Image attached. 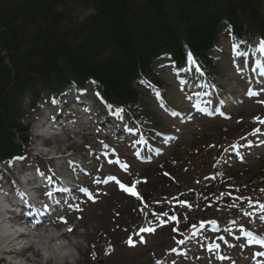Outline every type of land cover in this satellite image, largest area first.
I'll return each mask as SVG.
<instances>
[{
	"label": "trees",
	"instance_id": "obj_1",
	"mask_svg": "<svg viewBox=\"0 0 264 264\" xmlns=\"http://www.w3.org/2000/svg\"><path fill=\"white\" fill-rule=\"evenodd\" d=\"M263 7L264 0H0V164L25 154L30 132L22 97L29 91L38 102L46 92L92 83L112 105L137 114L138 81L154 76L158 59H172L181 72L197 59L215 75L213 55L224 33L244 42L252 27L264 37ZM198 147L187 164L179 162L183 175L210 172L192 161L207 150ZM168 172L172 182L160 179L181 194L175 169ZM240 176L245 181H232L247 195L264 187V168ZM223 183L200 188L203 208L212 210Z\"/></svg>",
	"mask_w": 264,
	"mask_h": 264
},
{
	"label": "rangeland",
	"instance_id": "obj_2",
	"mask_svg": "<svg viewBox=\"0 0 264 264\" xmlns=\"http://www.w3.org/2000/svg\"><path fill=\"white\" fill-rule=\"evenodd\" d=\"M247 34V41L253 37H258L252 27L249 28ZM220 46L214 59L215 68L219 74L217 80L220 87L217 89L218 91L211 90L217 93L213 98H220L228 103V108H224L222 111L224 116L208 119L192 116V110L188 108L189 104L186 102V94L179 89L177 81L172 79L169 70L167 72L162 71L159 75L160 80L166 83L167 95L165 100L171 104L169 113L165 112L169 108L166 104L156 99L151 101L145 95L142 96L140 112L137 111L142 112L140 118L146 120L144 118L146 114L151 116L152 123L157 122L158 125L165 127L166 132H171L175 139L177 137V140L173 142L174 144L169 145L165 141L162 144L161 152L158 149L152 153L146 141L138 139L137 136L133 139L140 142L139 150L142 153L140 156L139 152H134L139 146L138 143H131L128 146L120 140V142H116L118 144L116 147H113L110 142L104 143L107 149L99 147L105 138L102 137L103 133L99 136V132L94 127L92 129H70L72 131L64 134L63 137L53 139L49 149L43 147V149H38L39 147L34 143L32 153H30V161H27V164L24 163L23 166L31 171L32 160L36 159L37 154L43 155L36 160L37 164L35 163L37 166L39 165L38 170L43 172L46 169L44 164L55 159L52 168L65 181L70 173L68 167L62 162L63 158L69 156V151H65V149L68 147L75 150L80 147L77 159L82 161L90 172V178L81 181V184L88 186L95 202L87 197L79 202L78 206H74V214L65 215L62 219L76 229L70 231L64 239L57 242L53 241L48 245L50 248L60 245L62 250L70 255L66 259L67 262L57 258L55 252L48 251L45 254L41 251L31 250L23 255L25 259L15 260L16 263L14 264H18V262L21 264H46L49 259L51 261L47 264H69V261H72V264H155L159 259L166 260L167 264H174L169 263L168 259L172 260V257H168V253L177 246L175 241L177 237L168 234L166 229L159 231L160 225L157 226L155 232H142L140 231L141 227L148 226L147 218L142 217L135 219V221H132L131 218H134L133 211L139 208L138 205L142 204L145 199L149 205L160 201L161 205L167 206L169 210H173L178 215L184 212L181 207H175L170 201H165L160 196L162 193L174 194L167 182L160 179V175L172 179L168 175V170L175 168L176 180L188 191L185 196L188 200L198 199L196 192L203 186L205 187L206 182L211 183L206 180L207 177L212 175L218 182L225 181L213 210L196 212V214H200L201 219L211 220L202 222L212 223L214 221L223 224L225 220L231 219L235 222L228 223L225 221V224L229 225L231 229L245 230V228L251 227L255 233L264 235V220L260 218L264 216V210L259 207L264 203L257 201L250 205L247 203L242 205L241 202L245 198L239 199L230 195L234 185L228 182L233 178L239 182L245 181L240 175L264 168V124L260 123L261 120H264V82L253 76L254 68L249 71L247 63L238 66L244 62V59L240 54V47L236 48L238 53H234V45L228 35L223 36ZM257 80L261 84H258ZM252 89L260 93L258 97L249 98L247 96ZM44 103H46L44 105L46 111L43 114L41 111L38 116H46L49 114L48 111L52 110L48 100ZM147 127L151 128L148 125ZM257 129H259L258 132ZM79 132H83V134ZM139 134L140 132L137 133V135ZM74 136L75 138L72 140ZM109 138L113 139L112 135H109ZM84 142H87L86 148L82 147ZM39 143L40 141L37 144ZM201 145L207 150L198 154L200 155L199 159L192 161L198 162L200 160L199 164L206 167L209 165L210 172L203 171L183 175L177 168L181 165L179 162L182 161L183 164H187V160L184 161V158H187L192 150L195 151ZM91 148L93 152L101 150V154L92 157L88 153ZM112 148L116 149V154L110 156L108 160L103 159L102 153L108 152ZM208 149H211V152ZM117 154H119V158L125 167H129L128 170H120L116 166L115 156ZM147 157H149L148 160H146ZM88 161L90 163H87ZM34 171L36 172V170ZM165 171L167 175L164 173ZM112 176H116L117 180L126 187L134 185V190L138 196L130 195L121 190L115 181L103 182ZM46 177L50 178L51 176L47 173ZM79 179L82 180V178ZM211 189L210 187L209 190L211 191ZM170 213L169 211L164 216L172 221L168 216ZM69 215L71 216L69 217ZM161 219L165 220L166 217H161ZM39 234L41 237L47 235L45 232ZM141 237L146 242H141ZM129 239L134 241V246L127 243ZM81 240L85 241V244H80ZM109 241L114 249L106 246ZM245 245L242 246L241 243H237L235 245L237 251H234L243 252ZM201 251L203 250H200L198 245L193 246L192 251L189 252L192 254L191 256L189 254L188 259L197 261L196 258L203 257L202 259L206 260L202 256L203 253H200ZM108 252L112 254L106 257ZM183 261L188 262L187 264L191 263L186 259Z\"/></svg>",
	"mask_w": 264,
	"mask_h": 264
},
{
	"label": "snow or ice",
	"instance_id": "obj_3",
	"mask_svg": "<svg viewBox=\"0 0 264 264\" xmlns=\"http://www.w3.org/2000/svg\"><path fill=\"white\" fill-rule=\"evenodd\" d=\"M259 50H260L262 53H264V40L260 41V44H259ZM190 59H191V58H190ZM248 94H249L250 96H258L260 93H258V92H253V91L250 90ZM260 123L264 124V120H261ZM256 131L258 132L259 129H257ZM233 147H235V146H233ZM109 162L111 163V161H109ZM117 163H119V162L117 161ZM122 167H124V166H122ZM124 170L126 171L127 168L125 167ZM108 181H115V182L120 186L121 190L125 191L126 193H128V194H130V195L138 196V194H137L136 191L134 190V185H133L132 187H126V186L123 185L119 180H117L115 177H108V180L103 181V182L107 183ZM81 191H83V192L88 196V198H89L90 200H92L93 202H95V198L92 196L91 193L88 192L87 189H81ZM259 207L261 208V210H264V204L259 205ZM260 218H261L262 220H264V216H261ZM171 219H175V217H172ZM62 222L65 223V224L67 223V221H66V220H63V219H62ZM161 224H163V221L161 222ZM69 231H71V229H69ZM140 231H142V232H143V231H147V232H155V229H154V228H147V229H141ZM248 235H249L250 239H254V237H252L250 233H249ZM141 242H146V241H144L143 238L141 237ZM257 242H259V243H261V244H264V240H260V241H257ZM127 243H128L130 246H134V241H133L132 239H129V240L127 241ZM181 243H182V241H181ZM216 247L218 248V246H216Z\"/></svg>",
	"mask_w": 264,
	"mask_h": 264
},
{
	"label": "bare ground",
	"instance_id": "obj_4",
	"mask_svg": "<svg viewBox=\"0 0 264 264\" xmlns=\"http://www.w3.org/2000/svg\"><path fill=\"white\" fill-rule=\"evenodd\" d=\"M39 140L36 139V143H38ZM1 226H0V232L2 231L3 234H7V228H8V223H5L4 221H1ZM47 235L44 236V237H41V236H38V237H35V238H32L35 240V246L33 247V250H37V251H42L44 252L45 254L48 252V251H51V248L48 246L49 244H51L54 240H55V237H54V234H49L48 232H46ZM27 238H31V235H28ZM9 238L6 236L5 238V242L8 240ZM30 239H28L27 241H29ZM5 251V250H3ZM36 253V252H35ZM49 263V260H47L46 264Z\"/></svg>",
	"mask_w": 264,
	"mask_h": 264
},
{
	"label": "clouds",
	"instance_id": "obj_5",
	"mask_svg": "<svg viewBox=\"0 0 264 264\" xmlns=\"http://www.w3.org/2000/svg\"><path fill=\"white\" fill-rule=\"evenodd\" d=\"M79 243L83 245L85 244V241L81 240ZM69 264H72V261H69Z\"/></svg>",
	"mask_w": 264,
	"mask_h": 264
}]
</instances>
